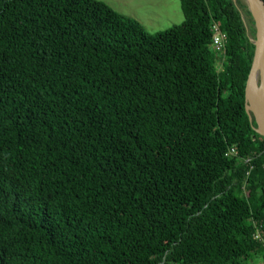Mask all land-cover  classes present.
Masks as SVG:
<instances>
[{
    "label": "trees",
    "instance_id": "1",
    "mask_svg": "<svg viewBox=\"0 0 264 264\" xmlns=\"http://www.w3.org/2000/svg\"><path fill=\"white\" fill-rule=\"evenodd\" d=\"M181 5L182 23L151 33L104 0H0V264L264 253V136L245 108L252 13Z\"/></svg>",
    "mask_w": 264,
    "mask_h": 264
},
{
    "label": "rangeland",
    "instance_id": "2",
    "mask_svg": "<svg viewBox=\"0 0 264 264\" xmlns=\"http://www.w3.org/2000/svg\"><path fill=\"white\" fill-rule=\"evenodd\" d=\"M113 8L123 14H127L139 20L143 26L151 33L170 28L173 25L180 24L184 21L185 16L182 10L181 0H104ZM243 1L247 9L250 10L245 0ZM242 10L244 21L248 27L249 33L252 26L251 18L245 10ZM254 20L255 27V19ZM256 29V27H255ZM253 39L255 37H252ZM224 59L223 54L218 55V65L221 66ZM250 264H264V253L257 254L249 259ZM174 264V263H170Z\"/></svg>",
    "mask_w": 264,
    "mask_h": 264
},
{
    "label": "water",
    "instance_id": "3",
    "mask_svg": "<svg viewBox=\"0 0 264 264\" xmlns=\"http://www.w3.org/2000/svg\"><path fill=\"white\" fill-rule=\"evenodd\" d=\"M255 19L256 34L253 61L245 87V108L256 131L264 136V0H245ZM259 84L261 98L256 91Z\"/></svg>",
    "mask_w": 264,
    "mask_h": 264
},
{
    "label": "built area",
    "instance_id": "4",
    "mask_svg": "<svg viewBox=\"0 0 264 264\" xmlns=\"http://www.w3.org/2000/svg\"><path fill=\"white\" fill-rule=\"evenodd\" d=\"M212 29L214 31L212 46L217 51H224L226 49V45L228 43V35L222 29V22L215 21L212 25ZM235 148L231 149L232 153H235ZM255 237L258 239H262V231L260 229L257 230Z\"/></svg>",
    "mask_w": 264,
    "mask_h": 264
},
{
    "label": "bare ground",
    "instance_id": "5",
    "mask_svg": "<svg viewBox=\"0 0 264 264\" xmlns=\"http://www.w3.org/2000/svg\"><path fill=\"white\" fill-rule=\"evenodd\" d=\"M257 84H256V91H257V95H258V97H262L261 96V92H260V89H259V84H258V82H256Z\"/></svg>",
    "mask_w": 264,
    "mask_h": 264
}]
</instances>
